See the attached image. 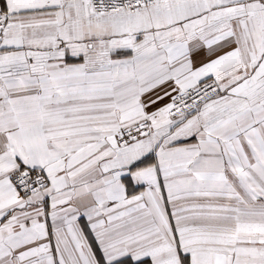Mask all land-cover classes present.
Instances as JSON below:
<instances>
[{
	"label": "snow or ice",
	"instance_id": "snow-or-ice-1",
	"mask_svg": "<svg viewBox=\"0 0 264 264\" xmlns=\"http://www.w3.org/2000/svg\"><path fill=\"white\" fill-rule=\"evenodd\" d=\"M0 264H264V0H0Z\"/></svg>",
	"mask_w": 264,
	"mask_h": 264
}]
</instances>
